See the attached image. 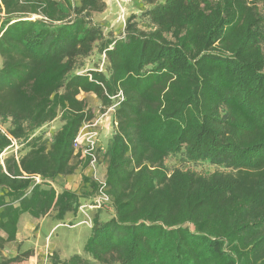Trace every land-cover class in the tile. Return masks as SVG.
Masks as SVG:
<instances>
[{
  "label": "trees",
  "instance_id": "obj_1",
  "mask_svg": "<svg viewBox=\"0 0 264 264\" xmlns=\"http://www.w3.org/2000/svg\"><path fill=\"white\" fill-rule=\"evenodd\" d=\"M74 1L0 0V155L25 149L0 164V250L22 214L62 221L97 191L91 181L86 192L52 187L74 173V140L95 117L77 96L90 93L113 107L114 133L109 214L92 218L85 255L264 264V14L249 0H141L148 8L115 36L93 19L104 0ZM57 118L43 140L37 131ZM177 154L217 171L167 170ZM59 263L89 264L78 255Z\"/></svg>",
  "mask_w": 264,
  "mask_h": 264
},
{
  "label": "rangeland",
  "instance_id": "obj_2",
  "mask_svg": "<svg viewBox=\"0 0 264 264\" xmlns=\"http://www.w3.org/2000/svg\"><path fill=\"white\" fill-rule=\"evenodd\" d=\"M74 1V0H73ZM105 1V0H104ZM74 2H77L75 0ZM249 2L254 3V5L257 7V9L264 14V0H249ZM106 8L105 10L100 13L93 16V19L97 24L100 25V27L103 29V32L105 35H119L124 31L126 20L131 16L135 15L136 17H139L141 15V12L146 10L148 7L145 5L141 0H134L132 3L126 4L123 6L124 10V21L119 19L118 12L119 10L115 5H110L105 1ZM130 5V7H128ZM138 26L142 30H148L149 25L146 23V21L142 18L137 19ZM263 51H264V44H263ZM93 62H97V59L93 56L90 61L83 62V66H85L86 69L92 68ZM101 63V62H100ZM100 68V67H99ZM77 98L79 100H84L87 105L93 109L95 113L94 119L84 124L81 129H83L84 133H90L94 135L95 138V144H96V154H95V164L91 165L89 162L88 164L83 167V163L86 160L85 156H82L81 150L85 148V141H83L78 151L74 154V158L72 159L71 164L75 166L74 173L71 175L66 176H60L57 177V179L52 183V187L56 190H59V187L64 188L66 186V180L68 177H75L74 179H71L72 183L70 185V188H74L76 184H78L76 191L78 192H86L90 191L89 182H94L96 185L99 182L105 181V175H104V169L106 167V152L110 145L112 135L114 133V123H113V107L108 108L104 110L101 107L100 101L93 95V94H86V93H80ZM61 121L59 118L55 119L50 124L44 126L40 130L37 131L38 135H42L43 140L50 141L53 134L60 128ZM21 150V154L25 152V149L23 147H13L6 152L2 153L0 155V164H3L4 160L9 157L12 153H15L17 150ZM165 167L167 170L171 171L173 169H182V170H191L194 172H197L199 174H210L214 171H217V168L214 166H211L207 163H198L195 165L186 163L183 159V154H177L175 156H171L167 158L164 162ZM84 171H86V174L84 175ZM82 177H87L88 182L84 184L82 182ZM98 186V185H97ZM97 194V191L93 194L91 197V200L89 202H85L82 205H85V207L92 204V200L94 196ZM81 205V206H82ZM104 206L101 207L99 210H103L104 212H109L108 209H110V204H103ZM86 209V208H84ZM106 215L109 213H105ZM104 214V216H106ZM66 234L61 231L59 235L56 237L58 238H64ZM79 245V242L77 243ZM75 248V247H74Z\"/></svg>",
  "mask_w": 264,
  "mask_h": 264
},
{
  "label": "crops",
  "instance_id": "obj_3",
  "mask_svg": "<svg viewBox=\"0 0 264 264\" xmlns=\"http://www.w3.org/2000/svg\"><path fill=\"white\" fill-rule=\"evenodd\" d=\"M83 174L85 175L86 171ZM71 179L75 180V177H68L66 186L59 187V190L55 189L56 192H61L63 189L76 191L78 184L70 188ZM90 200L91 198L87 202ZM97 210L89 209L85 210V213L78 210L76 214L69 212L62 221H56L53 218L54 213H49L42 218H33L27 213L22 214L15 227V239L5 242L0 250V264L8 259L12 260L9 264H53L52 260L57 261L56 264H61L59 262L73 255L82 257L89 264H98L83 252L84 244L90 235L92 218L96 213L104 218L105 212ZM61 231L66 236L56 237ZM0 237L5 238L6 235L0 233ZM78 242L79 245H77Z\"/></svg>",
  "mask_w": 264,
  "mask_h": 264
},
{
  "label": "built area",
  "instance_id": "obj_4",
  "mask_svg": "<svg viewBox=\"0 0 264 264\" xmlns=\"http://www.w3.org/2000/svg\"><path fill=\"white\" fill-rule=\"evenodd\" d=\"M107 1L108 4L110 5H115L117 9L119 10L118 15L119 19L124 21V10L123 6L126 4L132 3L134 0H105ZM84 129V128H83ZM83 129H80L75 140L73 143V148H74V154L78 151L80 144L85 141V148L81 150L82 156H85L86 159H89V163L91 165L95 164V154H96V144H95V138L93 134L90 133H84L83 134ZM35 183H39L42 181L40 177H34ZM98 189H97V194L93 198L92 204L89 206L85 207V205H82L78 208L79 211L84 212L85 210L89 209H99L103 204H111L110 197L106 194V187H105V181L104 182H99L98 184ZM86 208V209H84ZM85 213V212H84Z\"/></svg>",
  "mask_w": 264,
  "mask_h": 264
}]
</instances>
